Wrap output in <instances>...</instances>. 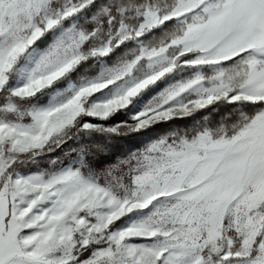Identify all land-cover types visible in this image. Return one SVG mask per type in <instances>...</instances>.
Listing matches in <instances>:
<instances>
[{
    "label": "snow or ice",
    "instance_id": "obj_1",
    "mask_svg": "<svg viewBox=\"0 0 264 264\" xmlns=\"http://www.w3.org/2000/svg\"><path fill=\"white\" fill-rule=\"evenodd\" d=\"M0 264H264V0H0Z\"/></svg>",
    "mask_w": 264,
    "mask_h": 264
}]
</instances>
